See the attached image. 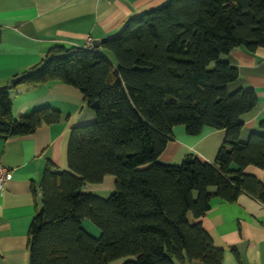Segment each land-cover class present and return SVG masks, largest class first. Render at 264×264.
Segmentation results:
<instances>
[{"label": "trees", "instance_id": "obj_1", "mask_svg": "<svg viewBox=\"0 0 264 264\" xmlns=\"http://www.w3.org/2000/svg\"><path fill=\"white\" fill-rule=\"evenodd\" d=\"M264 48V0H168L123 25L98 48L56 47L19 84L60 82L77 89L95 114L70 129L67 169L47 166L40 209L28 230L29 264H221L200 219L216 197L241 193L264 205V134L240 140V117L255 107L253 90L230 92L238 71L225 55ZM15 77V78H16ZM8 87L0 88V138L28 136L60 120L49 108L14 118ZM183 126L225 131L213 164L187 155L178 165L158 161ZM258 128L264 131V120ZM234 165L237 169H230ZM113 176L105 199L83 191ZM89 221L100 234L82 228Z\"/></svg>", "mask_w": 264, "mask_h": 264}, {"label": "crops", "instance_id": "obj_2", "mask_svg": "<svg viewBox=\"0 0 264 264\" xmlns=\"http://www.w3.org/2000/svg\"><path fill=\"white\" fill-rule=\"evenodd\" d=\"M168 0H0V88L8 87L12 115L18 119L34 110L49 108L60 113V120L42 124L34 133L19 138H0V165L10 171V179L0 190V264H29L28 230L40 198L33 191L40 185L47 166L66 170V148L70 129L93 123L95 114L83 102L82 94L60 82L39 86L10 81L43 61L50 49L88 48L94 39L111 37L126 21L164 5ZM238 71L230 92L253 90L255 107L240 117V140L264 120V48L247 52L238 47L220 55ZM183 126L173 128V138L158 161L178 165L187 155L213 164L225 131L203 128L189 136ZM230 169L236 170L234 165ZM264 184V171L247 167ZM115 179L107 175L99 184H86V193L101 194L114 190ZM209 210L200 219L214 248L222 250L221 264H264V205L246 193L234 202L212 198ZM91 237L100 232L84 221ZM174 264H199L195 262Z\"/></svg>", "mask_w": 264, "mask_h": 264}, {"label": "built area", "instance_id": "obj_3", "mask_svg": "<svg viewBox=\"0 0 264 264\" xmlns=\"http://www.w3.org/2000/svg\"><path fill=\"white\" fill-rule=\"evenodd\" d=\"M101 1V0H96ZM10 177V171L5 168L3 165H0V190L4 189L7 182L9 181Z\"/></svg>", "mask_w": 264, "mask_h": 264}, {"label": "water", "instance_id": "obj_4", "mask_svg": "<svg viewBox=\"0 0 264 264\" xmlns=\"http://www.w3.org/2000/svg\"><path fill=\"white\" fill-rule=\"evenodd\" d=\"M109 38H110V37L102 38V39H94V40L92 41L91 46H92L93 48H98V47H100L101 44H103L104 42H106ZM19 81H20V77H16V78H13V79L10 81V83H11L12 86H15L16 84L19 83Z\"/></svg>", "mask_w": 264, "mask_h": 264}, {"label": "rangeland", "instance_id": "obj_5", "mask_svg": "<svg viewBox=\"0 0 264 264\" xmlns=\"http://www.w3.org/2000/svg\"><path fill=\"white\" fill-rule=\"evenodd\" d=\"M113 191H108L105 189L104 192H101V194H95V195H98L99 197H102V199H105L107 198ZM84 222V221H83ZM89 222V221H87ZM90 223V222H89ZM83 228V227H82ZM96 228V227H95ZM97 237V236H96ZM130 258L127 257V258H121V259H118V260H115V261H112L110 264H123L126 260H129ZM131 260V259H130Z\"/></svg>", "mask_w": 264, "mask_h": 264}]
</instances>
